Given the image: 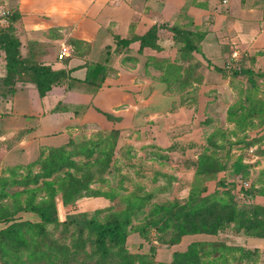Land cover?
Returning <instances> with one entry per match:
<instances>
[{
  "label": "rangeland",
  "instance_id": "rangeland-1",
  "mask_svg": "<svg viewBox=\"0 0 264 264\" xmlns=\"http://www.w3.org/2000/svg\"><path fill=\"white\" fill-rule=\"evenodd\" d=\"M182 14L185 24L176 27L194 30V21ZM7 25L0 21V29ZM168 29L158 30V48L144 50L145 58L139 57L143 55L136 47L126 50V57L133 60L126 62L124 95L141 94L138 103L144 105L136 118L123 115L125 110L136 109L126 98L125 107L105 112L103 122L94 119L79 125V131L66 140L58 136L54 144L31 139L23 144L28 133L14 132L22 126L19 119L0 116V189L5 191L0 190V207L47 198L44 179L34 184L27 177L34 179L52 160V150L63 147L67 166L46 179L56 188L49 197L55 201L58 219L85 214L102 222L113 213L126 212L129 223L123 248L129 264H137L139 256L151 264H172V252L184 251L194 242L201 243L199 264H264V248L248 246L247 240L255 237L238 232L233 223L215 234H185L179 241L174 240L176 229L171 225L149 223L162 214L165 205L184 204L194 188L204 190L203 195L213 192L220 178L236 187L239 203L264 206V70L249 66L247 56L234 67H226L218 80L206 81L203 73L210 68L209 62L196 46L189 49ZM0 63L5 64L1 59ZM242 69L252 74H233ZM138 87L145 90L136 93ZM12 90V86L0 87V94L6 97ZM149 97L151 104L147 105ZM205 148L208 153L214 151L223 169L212 165L209 173L195 172L192 163ZM66 174L88 188L67 204L57 190L58 178ZM23 218L34 216L23 214ZM45 231L50 248L41 247L40 237L32 238L29 230L21 233L22 238L3 241L0 264H93L98 260L86 229L78 232L73 225L65 229L51 223ZM59 246L69 248L68 260ZM108 249L116 253L118 247ZM116 260L120 259L111 257L106 262L115 264Z\"/></svg>",
  "mask_w": 264,
  "mask_h": 264
},
{
  "label": "crops",
  "instance_id": "crops-1",
  "mask_svg": "<svg viewBox=\"0 0 264 264\" xmlns=\"http://www.w3.org/2000/svg\"><path fill=\"white\" fill-rule=\"evenodd\" d=\"M3 11L17 17L12 25L21 59L64 70L67 75L63 83L40 97L29 79L4 81L7 69L0 63V87L14 88L6 97L0 94V116L19 119L22 126L14 132L28 133L23 144L29 139L54 144L58 136L66 140L79 131V125L94 119L103 122L105 112L125 107L126 98L136 109L125 110L123 115L136 118L144 105L138 103L141 94L124 95L128 60L124 59L126 51L118 50L116 39L141 36L157 24L183 25L182 13L194 21V29L205 33L199 46L209 62L210 68L203 73L206 81L222 77L212 67L224 68L234 50L239 51V60L248 56V65L256 67L252 69L264 70V0H0V14ZM62 42L72 50L59 60ZM135 47L137 41L128 46L130 50ZM136 89V93L145 90ZM247 244L264 248V239L250 238Z\"/></svg>",
  "mask_w": 264,
  "mask_h": 264
},
{
  "label": "trees",
  "instance_id": "trees-1",
  "mask_svg": "<svg viewBox=\"0 0 264 264\" xmlns=\"http://www.w3.org/2000/svg\"><path fill=\"white\" fill-rule=\"evenodd\" d=\"M14 16V17H13ZM0 15V21L7 23L6 29H0V51L2 56L0 59L5 62L7 69V75L4 79L6 82H12V80H24L29 79L36 86L38 94L43 97L52 86H57L63 83L67 75L64 70H53L49 66L39 64H28L21 59L19 54V40L15 34V29L12 22L17 19L15 15ZM178 25H164L157 24L148 29V31L141 36H133L129 39H116V45L119 49L128 50V46L131 42L137 41L138 53L144 52L146 49L155 50L158 48V30L163 27H168L169 31H172L174 35L182 38L185 42V46L189 49L200 51L199 43L204 37V31L202 30H186L176 27ZM125 60H133V57H124ZM209 65V64H208ZM212 69L219 73H224L226 67L220 68L213 66ZM239 73L252 74L251 70L242 69V71L233 72L234 75ZM14 75L15 77H12ZM11 76V77H10ZM107 116H111L107 114ZM112 133L116 134V131ZM212 141V140H211ZM211 141L210 144L212 143ZM213 144V143H212ZM54 155L52 160L48 161L45 167H42V171L37 175H34V179L29 175L28 181L37 184L39 178L44 179L43 187L49 192L48 197L40 201V203H34L31 200L26 201L24 206H21L20 202H16L11 207L2 205L0 207V256L2 254V242L22 238V232L29 230L32 232L31 237H40L41 247H51V244L46 243L49 239L45 231V227L48 224L55 223L61 224L66 229L73 225L78 232H83L84 229L88 231L91 236V244L94 251L99 254V258L96 263L93 264H109L106 261L111 257H117L120 260H116L115 264H129L128 255L125 252L123 246L126 243L127 232L126 226L129 223V217L126 212L123 214L113 213L104 221H97L94 217L87 218L86 215L69 214L66 219L60 221L58 219L57 208L54 199L49 196H53L56 193V188L53 186V181L46 180L55 172L58 168L67 166L68 155L65 153L64 148L53 149ZM214 151L208 153L205 149L199 154L197 159L192 163L195 168V172L198 174L209 173L212 171V165L215 168H224L225 165L220 163V160L214 158ZM216 169V170H218ZM220 181L215 186L213 192L203 195L204 190L196 191L195 188L190 192L187 201L179 205L177 203H169L164 206V211L155 220L150 221L151 225L157 227L171 225L176 229V235L174 240L179 241L180 237L185 234L206 233L215 234L219 229L229 226L231 223L235 224V228L238 232L242 231L248 237L263 238L264 239V206L245 203L237 201L235 195L236 187L232 184H226L224 179L220 178ZM57 190L62 193V201L67 204L72 198H79L83 195L82 191L87 190V186L79 180H75L71 175H65L62 178H58ZM6 182V181H5ZM242 189V188H241ZM2 192H5L2 188ZM246 194H249L247 191ZM110 208V207H109ZM107 208V209H109ZM132 208V205L130 206ZM98 211H96L97 213ZM29 214L34 216V219H24L23 214ZM116 246L118 250L116 253H112L109 247ZM201 246V243H191L184 251L172 252V264H199L200 260L197 255V250ZM237 249V248H234ZM239 249V248H238ZM240 250V249H239ZM59 252L63 256L64 260H68L70 251L67 246H59ZM114 254H117L116 256ZM122 255V260L120 256ZM137 264H151L142 256L138 257Z\"/></svg>",
  "mask_w": 264,
  "mask_h": 264
},
{
  "label": "built area",
  "instance_id": "built-area-1",
  "mask_svg": "<svg viewBox=\"0 0 264 264\" xmlns=\"http://www.w3.org/2000/svg\"><path fill=\"white\" fill-rule=\"evenodd\" d=\"M1 14L7 15L8 12L3 11ZM71 46L67 43L62 42L59 46L58 53H57V59L62 60L70 55L71 53ZM241 55L238 50H234L231 53L230 60L226 63L225 67H234L238 64V61L240 59Z\"/></svg>",
  "mask_w": 264,
  "mask_h": 264
}]
</instances>
